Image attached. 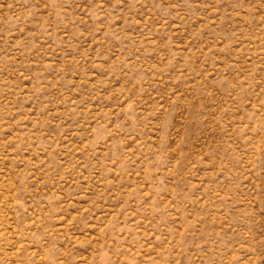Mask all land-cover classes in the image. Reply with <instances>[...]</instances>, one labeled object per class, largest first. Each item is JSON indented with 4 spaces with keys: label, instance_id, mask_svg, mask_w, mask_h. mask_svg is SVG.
I'll use <instances>...</instances> for the list:
<instances>
[{
    "label": "rangeland",
    "instance_id": "1",
    "mask_svg": "<svg viewBox=\"0 0 264 264\" xmlns=\"http://www.w3.org/2000/svg\"><path fill=\"white\" fill-rule=\"evenodd\" d=\"M0 264H264V0H0Z\"/></svg>",
    "mask_w": 264,
    "mask_h": 264
}]
</instances>
